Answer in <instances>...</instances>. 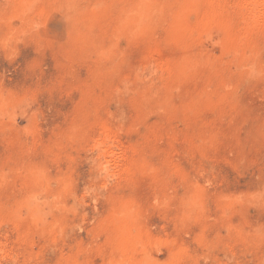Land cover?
<instances>
[{"label": "rangeland", "instance_id": "obj_1", "mask_svg": "<svg viewBox=\"0 0 264 264\" xmlns=\"http://www.w3.org/2000/svg\"><path fill=\"white\" fill-rule=\"evenodd\" d=\"M257 1L0 0V264H264Z\"/></svg>", "mask_w": 264, "mask_h": 264}, {"label": "bare ground", "instance_id": "obj_2", "mask_svg": "<svg viewBox=\"0 0 264 264\" xmlns=\"http://www.w3.org/2000/svg\"><path fill=\"white\" fill-rule=\"evenodd\" d=\"M256 1L257 0H248V5H251V6H249V7H252V5H254V3H255V6H256ZM259 1V0H258ZM257 1V2H258ZM260 3V2H259ZM259 5V4H258ZM252 9H253V7H252Z\"/></svg>", "mask_w": 264, "mask_h": 264}]
</instances>
